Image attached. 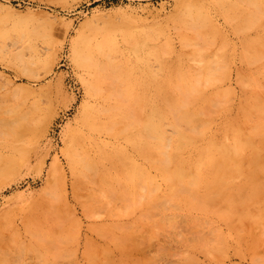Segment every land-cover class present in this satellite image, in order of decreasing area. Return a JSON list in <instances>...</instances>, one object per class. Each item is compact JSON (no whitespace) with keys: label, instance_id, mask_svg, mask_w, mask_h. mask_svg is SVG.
Listing matches in <instances>:
<instances>
[{"label":"rangeland","instance_id":"obj_1","mask_svg":"<svg viewBox=\"0 0 264 264\" xmlns=\"http://www.w3.org/2000/svg\"><path fill=\"white\" fill-rule=\"evenodd\" d=\"M252 10L242 0H0V264H264V22L250 24ZM81 36L112 48L138 107L163 103L162 86L184 89L181 72L200 77L192 105L215 110L182 159L199 161L243 127L255 145L236 158L242 172L206 191L201 166L198 198H172L136 130L90 129V116L106 124L125 97L119 84L104 91L109 101L95 93L74 53ZM163 129L173 143L169 119ZM244 204L250 213L237 217Z\"/></svg>","mask_w":264,"mask_h":264},{"label":"bare ground","instance_id":"obj_2","mask_svg":"<svg viewBox=\"0 0 264 264\" xmlns=\"http://www.w3.org/2000/svg\"><path fill=\"white\" fill-rule=\"evenodd\" d=\"M242 1L247 2L249 3V5L253 6V10L250 12L249 17L247 18L248 22L250 24H255L256 26L259 24H262L264 22V0H242ZM245 11L246 10H241L239 11V13L244 14ZM196 29H193V30L196 31ZM197 36H198V33H197ZM22 38H23V35H22ZM199 39H200V36H199ZM262 45H264V43H262ZM135 50L136 51L138 50V46L135 48ZM74 53H75L76 60L80 65L92 69L93 72L95 73L97 83H95L94 89H95L96 94L102 95V97L106 101L107 100L109 101L110 96H108L107 93L105 95L103 94L105 92H110L112 88H115V86H118L119 84L120 89L123 91L121 92L122 97L121 96L120 97L121 98L125 97L124 100L121 102L122 105L119 108L115 107V108L110 109L109 121L106 124L103 125L100 123L99 119H97L95 116L93 115L90 116L87 119V123L90 126V129L100 130V131L107 130L113 136L115 135L127 136L129 135L130 131L136 130L137 132L135 135L136 137L135 146L140 151L146 150L147 152L154 153L156 168L158 172L160 173L161 178L170 186L171 188L170 195L172 198H175L180 195H186L190 199L198 198V193H199L198 186L202 182V179H201V176L197 173V170L200 169L201 166H206L210 170V174L212 176V182L208 184L206 191H209L211 186H214V185L219 186V187L226 186L227 184L231 183L233 180L232 179L229 181L228 179L232 173L237 174L239 172H242L240 171L241 169L239 168V164L236 158L242 151H244V149L246 151V148L252 147L251 144L253 143V142L252 143L249 142L250 139H248L246 137L247 134L245 135V132H243V127H241L239 130L234 129L236 127L234 128L230 127L228 129V131H230V133L232 134V141L229 143L216 144L215 142H212V143L209 142L208 146L199 150V161L196 162V160L194 161V160H183L182 159V153L188 148H191L192 146V142H191L192 138L202 134L205 128L207 127L208 125V123L206 122L207 120L204 121L203 117L207 116L210 113V111L214 109L213 106H214L215 101L214 103L212 101L203 102V104L199 105L198 107H193L192 105L194 96L197 94L199 87H201L203 84V82L202 83L200 82L199 76H198L199 77L198 79L194 80V77L190 76L191 75L190 72H186V71L183 73L181 72L179 74V77L185 82L186 85L184 89H181L178 86L180 96L174 95L178 92V90L175 89L176 84L178 85L177 82L176 84L173 83L172 87H174V89H171V90H168L166 86L165 88L164 86H162L160 87V93H161L163 103L150 107L148 110L144 107H138L137 94L132 95L133 92L129 90V82L127 81L129 71L126 70L125 72L123 71L121 73L118 67L114 65L112 61V48L111 47H108L104 44H98L96 46H93L91 42L88 40V38H86V36H81V40L77 42L76 44ZM202 59H206V58H202ZM258 60H255L253 62L255 64L256 63L258 64L257 62ZM261 60H264V58L263 59L261 58ZM261 60L259 61L261 62ZM215 63H217V61ZM213 64H214V61H213ZM206 70L209 71L208 69ZM208 76L209 74H207L206 78ZM188 77H190V79ZM209 78L212 79L211 76H209ZM205 81L207 80L205 79ZM211 81L213 82V79ZM104 86L106 87V89L104 88ZM261 96H258V97H261ZM224 102L221 101V103L223 104ZM221 103H219L220 106L217 105V108L218 107L222 108L224 106V105L222 106ZM215 107H216V104H215ZM258 107L263 112V116H264V101L258 104L257 106H255V109H258ZM252 109H250V112H253ZM242 113H248V111L245 109V111H242ZM250 114L245 115V125L248 124L247 119ZM168 119L170 120L171 127H173L177 131V136L173 143H171L170 139L167 138L166 133L163 129V126L165 125V121ZM256 124L257 123L255 124L251 123L249 125L252 126V130H255V131L257 130L256 131L257 133L258 127ZM183 126H185L184 130H186L187 128V132L183 131L182 129ZM249 128L247 127V129ZM253 144L255 145V142ZM253 151L255 152L257 150H253ZM241 154H243V152ZM71 156L74 157V159L77 158L74 152H71ZM257 156L258 157L255 160L260 161L261 156L259 154H257ZM243 161L245 160L243 159L241 162ZM77 163L80 164L81 167L89 170L88 172L90 173L92 172L90 171L92 170V165L87 160H84L81 158V159H78ZM255 165L257 164L255 163ZM255 171H258V169H256ZM140 172L141 171L137 169V173L140 174ZM222 190L225 191L224 188H222L220 191L223 192ZM260 190L262 191V192H259L260 195H263L264 192L262 188H260ZM223 193H221V196H223L222 195ZM252 195L254 199L255 193ZM216 196L217 195H214L213 193V195H210L209 197L210 198L212 197V200H213V197H216ZM214 201H218V200L214 198ZM211 204L213 203L211 202ZM215 204L216 202L214 203V205ZM225 207H227V209L229 208L227 204ZM249 213H250L249 209L245 206V204L244 206L238 208L237 211L236 210L234 211V214H236L237 217H242L243 215H248ZM154 215H157V214H154ZM195 224L197 226V222ZM124 229H125V226H124ZM48 242L49 241H45L47 245L49 244ZM54 245L55 243L54 244L52 243V249L56 248ZM49 246H51V243ZM129 248L131 249L130 246ZM17 257H18V254H17Z\"/></svg>","mask_w":264,"mask_h":264}]
</instances>
